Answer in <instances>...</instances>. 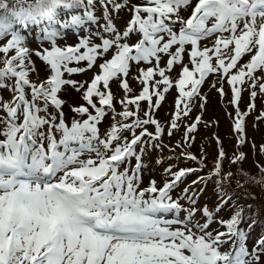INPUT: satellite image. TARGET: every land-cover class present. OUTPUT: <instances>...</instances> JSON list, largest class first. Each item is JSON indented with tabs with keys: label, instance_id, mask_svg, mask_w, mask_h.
I'll list each match as a JSON object with an SVG mask.
<instances>
[{
	"label": "snow or ice",
	"instance_id": "6c2138e0",
	"mask_svg": "<svg viewBox=\"0 0 264 264\" xmlns=\"http://www.w3.org/2000/svg\"><path fill=\"white\" fill-rule=\"evenodd\" d=\"M60 3L35 0L25 23L0 19V87L12 93L0 101V264H264V234L248 243L256 221L245 230L236 211L216 221L225 230L213 234L207 207L199 209L204 222H194L191 189H183L187 209L180 197L173 199L196 169L169 165L162 185L151 179L141 187L145 152L161 149L162 137L179 129L206 79L221 98L228 95L233 131L245 142L244 118L258 92L264 96V0H100L103 24L95 0H63L57 9ZM122 13L126 26L120 28L113 21ZM28 23L43 25L38 38L50 44L36 52L50 75L36 82L28 77L26 37L15 28ZM65 29L85 34L58 46ZM89 70L87 78H65ZM131 80L139 82L138 93ZM69 86L77 95L68 105L70 121L60 95ZM170 90L174 106L162 122L156 111ZM245 90L249 102L242 110ZM199 120L186 126L185 142ZM229 199L220 193L216 214ZM180 211L186 215L168 218Z\"/></svg>",
	"mask_w": 264,
	"mask_h": 264
},
{
	"label": "rangeland",
	"instance_id": "374dc122",
	"mask_svg": "<svg viewBox=\"0 0 264 264\" xmlns=\"http://www.w3.org/2000/svg\"><path fill=\"white\" fill-rule=\"evenodd\" d=\"M125 15H126V13L116 14V18H120L126 23ZM97 17H99L98 22L100 24L105 23V21L103 20V14H100ZM114 21L116 23V19H114ZM117 21L121 25L124 24L121 20H117ZM120 24L116 23L117 27H120ZM85 27H91L93 30H95L96 25L91 24V25H87ZM84 34L85 33L82 30L79 35H84ZM65 40L67 41V44L74 45L76 42H78V35H75V34H73V36L67 35V37H64L62 40L58 41L57 44L59 45L61 42H65ZM28 41H31L32 43L36 44L35 41L30 40L28 38H26V40H25V46L28 48L31 47L32 49H34L33 45L32 46H31V44L29 45ZM4 42H5L4 40H0V43H4ZM37 46L40 47L42 52H43L44 47L42 45H37ZM45 47H50V44L46 45ZM11 52L15 53L14 50H11ZM29 59H34V56L29 55ZM28 61L29 60H26V63ZM36 62H37L38 70H42L43 74H45L46 77L48 75H50V68L47 66L45 61H43L42 59H38ZM83 63L84 62H81V64H83ZM73 65H75V64H73ZM73 65H71V66H73ZM33 70H30L31 76H33L36 73V72L34 73L35 70L34 71ZM134 74H135V72L133 70V75ZM90 75H91V70H89L87 73H77L71 77H69V74L65 73V78H73V79L79 80V79L87 78ZM172 76H176V70H174L172 72ZM130 82L135 83L137 86L139 85L138 81L131 80ZM0 88L2 89V87H0ZM201 88H202V91H201L199 97H197V99L192 101V104H191L192 110L190 111L191 114L193 113L194 110H195V113L196 112H202L203 113V120L201 122L197 123V129L195 131L198 138L200 139L203 137V135L209 133V131H210L209 124L215 120H219L220 130H222L224 132L229 131V128H230L229 120L231 119V113L230 112L227 113L228 101L225 104H222L219 101V97H220L219 93L216 91L215 88L211 87V85L209 84L207 79ZM114 90H117L118 94H122V92H120L118 89H116V87L114 88ZM245 93L243 91L242 100L244 99ZM134 94H135V92H134ZM60 95L67 102L66 111L69 114L72 113L71 108L68 105H71L73 103V101L75 99H77L76 93L74 92V90H71V88L69 87V90L67 92L62 91L60 93ZM174 96H175V93L172 90H170V92L168 94H166L165 101H163L160 108L156 112V117L158 119H160L162 122H166V117L170 118V116H171V113L173 110L172 101H173ZM226 97H228V95H225V98ZM241 101H240V103H241ZM260 101H261L260 98H258L257 99V104H258L257 107L258 108H261V106L259 105ZM202 102H203L204 108L200 107V104ZM240 106H241V104H240ZM255 118H256V120H255ZM247 120L250 123H253L254 121H256L257 128L251 132L250 136L252 138V142L250 143L249 140H246V143L244 146H247L249 144L259 145L260 143L264 142V119L260 118V116H257V113L252 112V113H249V115L247 116ZM104 127H106V126H102L101 128H104ZM233 144L236 145V142L234 143V141H233ZM214 146H215L214 141H212L210 146H209V152L212 155L215 153ZM259 160H261V158H259L258 155H249V157L244 161V163H245V165H247L248 169L256 170L255 163H258ZM143 161L145 164V168L143 170L145 172V179L147 181H149L151 179H155L157 182H159L160 178H161L160 173L165 172V169L168 168L167 164L162 162L158 158L156 151H153V150H149L144 154ZM165 161L168 162V165L170 164V161H168V160H165ZM246 176L247 175L244 173H239L237 175V177H238V179H240L241 183H249V184L253 183V184H255V186L252 189H249V188L246 189L247 190L246 191V198H248L249 200H254L257 197V195H255V193H254V190H255L256 186L258 185V180L255 178H248ZM196 208H198V211L194 216V221L203 223L205 218H203L202 212L199 211V209H201L200 203L196 205ZM174 227H175V225H174ZM252 242L253 241L251 239L248 240L249 244H251Z\"/></svg>",
	"mask_w": 264,
	"mask_h": 264
},
{
	"label": "clouds",
	"instance_id": "9594fccd",
	"mask_svg": "<svg viewBox=\"0 0 264 264\" xmlns=\"http://www.w3.org/2000/svg\"><path fill=\"white\" fill-rule=\"evenodd\" d=\"M63 0L57 5V9L62 6ZM35 4V0H0V19L16 23H25L30 17L26 12Z\"/></svg>",
	"mask_w": 264,
	"mask_h": 264
}]
</instances>
